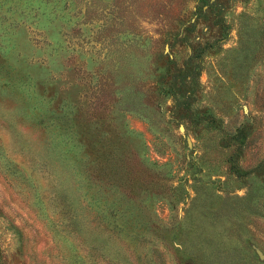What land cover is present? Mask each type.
Here are the masks:
<instances>
[{
	"label": "rangeland",
	"instance_id": "rangeland-1",
	"mask_svg": "<svg viewBox=\"0 0 264 264\" xmlns=\"http://www.w3.org/2000/svg\"><path fill=\"white\" fill-rule=\"evenodd\" d=\"M0 264H264V0H0Z\"/></svg>",
	"mask_w": 264,
	"mask_h": 264
}]
</instances>
